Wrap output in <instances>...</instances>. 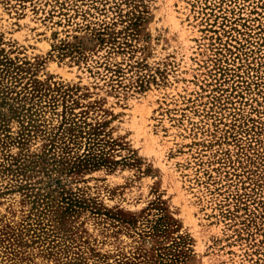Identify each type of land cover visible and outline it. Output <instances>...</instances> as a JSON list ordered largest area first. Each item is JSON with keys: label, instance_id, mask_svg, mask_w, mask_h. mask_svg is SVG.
<instances>
[{"label": "rangeland", "instance_id": "1", "mask_svg": "<svg viewBox=\"0 0 264 264\" xmlns=\"http://www.w3.org/2000/svg\"><path fill=\"white\" fill-rule=\"evenodd\" d=\"M0 52L112 162L60 232L0 170V264H264V0H0Z\"/></svg>", "mask_w": 264, "mask_h": 264}, {"label": "trees", "instance_id": "2", "mask_svg": "<svg viewBox=\"0 0 264 264\" xmlns=\"http://www.w3.org/2000/svg\"><path fill=\"white\" fill-rule=\"evenodd\" d=\"M18 69L0 52V148L3 152L11 147L18 149L16 156L6 155L0 170L14 178V187L32 205L39 224L45 220L47 211L51 214V225L60 232L67 217L78 216L84 211L100 215L96 201L83 189L72 186L73 180H80L83 175L103 167L109 169L112 162L108 161L107 145L97 128L82 126L67 118L65 113L58 127L45 128L34 107V91L30 92L26 86L15 91L21 82ZM13 123L17 126L15 130ZM36 139L41 141V150L32 153L29 144ZM33 175L40 177L35 183L38 187L29 183ZM165 227L160 224L151 230L162 234L166 232L162 229ZM55 231L51 230L52 233ZM179 245L175 243V247ZM166 256L170 257H164V260L159 256V262L155 264H175L180 258L175 251ZM73 260L76 263L68 264H78L77 259ZM139 263L147 264L146 258Z\"/></svg>", "mask_w": 264, "mask_h": 264}]
</instances>
